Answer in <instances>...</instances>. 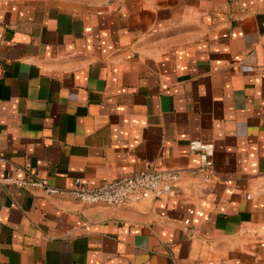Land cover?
<instances>
[{"label":"crops","instance_id":"0c3cea01","mask_svg":"<svg viewBox=\"0 0 264 264\" xmlns=\"http://www.w3.org/2000/svg\"><path fill=\"white\" fill-rule=\"evenodd\" d=\"M147 168L121 206L2 180ZM0 264H264V0H0Z\"/></svg>","mask_w":264,"mask_h":264},{"label":"built area","instance_id":"2783aa9c","mask_svg":"<svg viewBox=\"0 0 264 264\" xmlns=\"http://www.w3.org/2000/svg\"><path fill=\"white\" fill-rule=\"evenodd\" d=\"M200 149L205 155L202 162L191 172L208 178L212 174L211 163L207 159L211 149L209 145H203ZM179 176L176 169L147 168L93 187L75 179L73 185L64 188L52 186L44 179L32 175L20 179L2 180L13 182L23 188H39L47 195H64L85 204L121 206L130 201H140L149 197L158 198L168 194L176 186Z\"/></svg>","mask_w":264,"mask_h":264}]
</instances>
